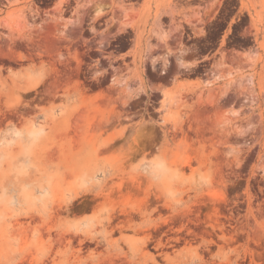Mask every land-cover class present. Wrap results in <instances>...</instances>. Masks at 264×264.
<instances>
[{"label": "rangeland", "instance_id": "1", "mask_svg": "<svg viewBox=\"0 0 264 264\" xmlns=\"http://www.w3.org/2000/svg\"><path fill=\"white\" fill-rule=\"evenodd\" d=\"M0 264H264V0H0Z\"/></svg>", "mask_w": 264, "mask_h": 264}]
</instances>
